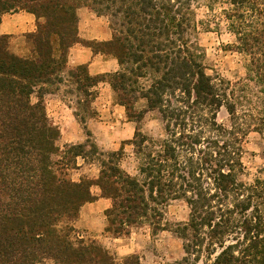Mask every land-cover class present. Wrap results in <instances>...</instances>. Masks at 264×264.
Masks as SVG:
<instances>
[{
    "label": "trees",
    "instance_id": "16d2710c",
    "mask_svg": "<svg viewBox=\"0 0 264 264\" xmlns=\"http://www.w3.org/2000/svg\"><path fill=\"white\" fill-rule=\"evenodd\" d=\"M203 1L205 20L197 19L199 0H0V21L17 11L38 20L26 57L0 35V264H118L74 226L80 207L96 198L93 186L110 201L105 233L113 237L143 224L151 234L166 230L164 207L184 201L187 221L173 230L182 256L172 264H264V178L241 179L245 137L256 132L264 141V0ZM81 6L108 18L110 40L78 37ZM199 25L224 26L233 36L231 47L246 56L245 78L206 73ZM75 43L119 64L95 76L85 65L69 68L89 115L96 86L107 82L128 120L155 111L164 130L159 140L135 130L116 151L92 146L98 174L78 180L68 171L84 146L60 151L43 102L45 86L63 82ZM138 100L144 108L136 112ZM221 109L225 122L218 121ZM126 144L137 158L135 173L120 164ZM123 264H140L139 257Z\"/></svg>",
    "mask_w": 264,
    "mask_h": 264
},
{
    "label": "rangeland",
    "instance_id": "374dc122",
    "mask_svg": "<svg viewBox=\"0 0 264 264\" xmlns=\"http://www.w3.org/2000/svg\"><path fill=\"white\" fill-rule=\"evenodd\" d=\"M204 4L203 0H199L196 10L198 20H205L207 18ZM106 19L108 21V18ZM195 36L199 46L203 50V62L205 71L208 75H218L230 81H236L246 77V56L233 50L231 47L233 36L225 30L224 26H221L220 29L216 31L214 29L205 30L199 25ZM9 47L10 45L8 44V48ZM19 47L18 44L12 45L13 49H18ZM9 50H11V48H9ZM68 70L69 67H66V70L62 73L63 82H55L52 85H46L45 89H47L48 92L43 95L47 116L51 123L57 127L58 125L55 124V121L59 118L64 120L69 119L67 117H70V119L72 118L70 110H68L64 104L71 108L74 116L75 113L78 114L75 118L79 120L81 124L90 118H94L97 114L93 109L95 113L89 115L91 111L88 109V103L83 101L84 97L81 95V92L76 89L75 83L70 80ZM36 95L37 93L35 92L31 97L33 102L37 99ZM114 100L116 101L115 96ZM143 108L144 101L138 100L135 104L136 112ZM52 113H56L58 118H54ZM82 117L83 121L81 120ZM218 121H226V113L223 109L218 113ZM133 122L135 123L136 130H139L148 137L159 140L164 136L163 125L155 111H146L140 121ZM83 134L84 139L81 143H69L61 139L60 136L57 141L60 151L64 150V148L69 145L82 144L84 146L82 156L76 159L77 167L70 168L68 171L69 176L73 180H78L80 176L95 177L98 174V155L94 153L95 151H93L92 146H95L97 151L109 152L118 150L122 143L113 141L114 144L119 143V145L115 146L110 144L112 142H110L109 139L107 140V138L96 141L86 129L83 130ZM242 147V161L245 170L241 179L249 183L257 177L264 178V141L262 137L256 132H250L245 137ZM54 159H57V156H54ZM120 164L128 172L135 173L137 158L132 152L131 145H124V157ZM163 217V224L167 229L160 230L156 234H151L149 227L145 224L131 228L130 230L133 240L141 246L140 254L142 261L139 259L140 264H172L182 256L181 240L175 235L173 230L177 224H182L187 221L188 208L186 204L182 200L170 201L163 209ZM77 230L84 239H92L85 234L83 230ZM140 254H137V256L139 257ZM116 261L118 264H123L124 258L116 259Z\"/></svg>",
    "mask_w": 264,
    "mask_h": 264
},
{
    "label": "crops",
    "instance_id": "0c3cea01",
    "mask_svg": "<svg viewBox=\"0 0 264 264\" xmlns=\"http://www.w3.org/2000/svg\"><path fill=\"white\" fill-rule=\"evenodd\" d=\"M77 14V34L82 40L108 41L111 39L112 31L104 16H97L88 7L81 6L76 10ZM37 18L26 11L5 13L0 21V35L8 37V44L11 52L16 55L26 57L31 52V44L27 35L35 32ZM18 44V49H13L12 45ZM67 67L74 68L78 65H85L87 72L91 76L112 73L119 69L117 60L111 55L94 53L90 48L75 43L71 45L67 52ZM96 97L91 106L96 111L94 118H90L82 124L75 118L71 108L72 118L55 121L60 130V138L67 142L81 143L84 139L83 130L86 129L94 140L101 141L109 139L110 144L119 145L116 142L130 140L136 130L135 123L128 120L124 108L116 103L113 92L107 82H100L96 86ZM62 102V101H60ZM54 118H58L56 113H52ZM69 128V129H68ZM112 129V130H111ZM114 149V148H112ZM96 177V176H95ZM94 188V190H93ZM92 194L96 197L94 201L83 204L79 209V215L74 222L76 229H81L92 239L111 252L116 259H123L132 254H140L141 246L133 240L132 233L124 237H113L105 233L104 211L110 206L107 198L100 196V191L93 186ZM139 259L142 261L141 254Z\"/></svg>",
    "mask_w": 264,
    "mask_h": 264
}]
</instances>
